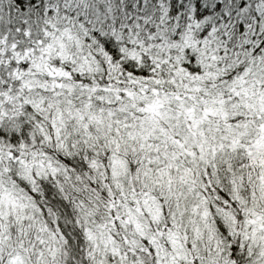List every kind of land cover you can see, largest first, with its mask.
<instances>
[{"label":"snow or ice","instance_id":"obj_1","mask_svg":"<svg viewBox=\"0 0 264 264\" xmlns=\"http://www.w3.org/2000/svg\"><path fill=\"white\" fill-rule=\"evenodd\" d=\"M0 264H264V0H0Z\"/></svg>","mask_w":264,"mask_h":264}]
</instances>
